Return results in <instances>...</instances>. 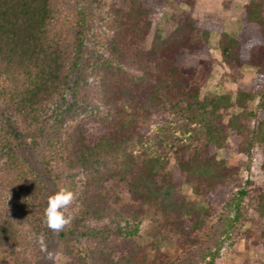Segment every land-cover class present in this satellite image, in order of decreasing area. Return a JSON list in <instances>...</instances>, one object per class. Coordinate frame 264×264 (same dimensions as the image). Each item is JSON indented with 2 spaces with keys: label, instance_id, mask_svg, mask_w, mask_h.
I'll list each match as a JSON object with an SVG mask.
<instances>
[{
  "label": "trees",
  "instance_id": "1",
  "mask_svg": "<svg viewBox=\"0 0 264 264\" xmlns=\"http://www.w3.org/2000/svg\"><path fill=\"white\" fill-rule=\"evenodd\" d=\"M164 4L0 0V264L24 246L10 208L26 211L40 252L51 239L24 148L56 192L75 193L56 235L65 264H213L240 239L238 264H264V0L241 6L235 36L189 11L162 37ZM211 30L234 86L200 98ZM255 150L261 179L243 182L228 156Z\"/></svg>",
  "mask_w": 264,
  "mask_h": 264
},
{
  "label": "rangeland",
  "instance_id": "2",
  "mask_svg": "<svg viewBox=\"0 0 264 264\" xmlns=\"http://www.w3.org/2000/svg\"><path fill=\"white\" fill-rule=\"evenodd\" d=\"M247 0H165V4L161 10L155 13V27L157 33L162 37L169 33L172 28H175V22L178 15L183 12L191 13L192 17L197 19H203L207 16L216 17L221 20L222 29L224 32L231 36H235L239 33L241 29V24L239 21V13L241 6ZM219 33L215 30H211L207 33L206 44L209 50V54L213 59V64L209 76L200 87L199 97H205L209 95H221L227 91H232L233 81L230 76L226 73L228 69L224 67L219 50ZM239 80L247 82L254 76V69L251 67L244 66L236 75ZM251 109L255 108V103L250 105ZM233 112H237V109H233ZM230 142L229 139H226ZM257 151L251 153L250 156L243 154L230 153L228 156V163L231 165L239 166V174L242 181L245 180L251 183H257L261 179V173L259 172L258 160L259 156ZM21 154L26 158V161L37 170L39 175L43 178L45 190H46V201L49 196L56 193L53 188L48 174L43 171V168L39 165L36 159L35 151L24 148L21 149ZM222 158L221 150L218 153V159ZM182 192L190 200L196 199L192 190L183 185L181 187ZM13 211V215L16 220H18L19 230L24 236V246L17 248L20 253L18 259L14 257H6L7 264H65V257L58 250L57 244V231L50 229L51 239L49 241V247L44 249L42 252L38 250L33 240L34 232L31 229L30 219L26 211H22L18 208H10ZM73 209L68 208L65 214H69ZM101 223H91V228H99ZM151 223L148 219L142 221L138 229V236L147 239L151 233ZM243 240L240 239L232 249H223L219 256H217L213 264H238L241 251L243 249Z\"/></svg>",
  "mask_w": 264,
  "mask_h": 264
},
{
  "label": "clouds",
  "instance_id": "3",
  "mask_svg": "<svg viewBox=\"0 0 264 264\" xmlns=\"http://www.w3.org/2000/svg\"><path fill=\"white\" fill-rule=\"evenodd\" d=\"M75 193L68 188H60L55 194L49 196L45 209V223L53 231H61L70 224L73 217L65 212L73 203Z\"/></svg>",
  "mask_w": 264,
  "mask_h": 264
}]
</instances>
